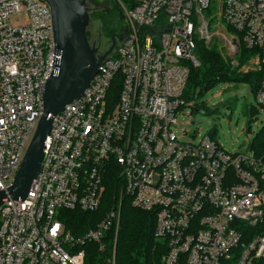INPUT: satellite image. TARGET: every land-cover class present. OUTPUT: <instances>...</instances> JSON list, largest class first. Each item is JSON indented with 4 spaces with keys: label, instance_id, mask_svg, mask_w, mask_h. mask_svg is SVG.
Instances as JSON below:
<instances>
[{
    "label": "built area",
    "instance_id": "obj_1",
    "mask_svg": "<svg viewBox=\"0 0 264 264\" xmlns=\"http://www.w3.org/2000/svg\"><path fill=\"white\" fill-rule=\"evenodd\" d=\"M115 1L122 40L81 97L52 117L27 196L0 206V264H84V245L103 249L119 209L82 235L68 229L65 212L97 211L114 180L120 203L153 215L163 264H258L264 152H228L210 136L182 142L174 128L190 68L199 66L197 44L213 36L234 59L240 47L248 55L242 72L260 74L255 100L264 113V0ZM20 11L25 21L11 25ZM91 44L99 56L109 49ZM58 60L49 6L0 0V191L13 182Z\"/></svg>",
    "mask_w": 264,
    "mask_h": 264
},
{
    "label": "trees",
    "instance_id": "obj_2",
    "mask_svg": "<svg viewBox=\"0 0 264 264\" xmlns=\"http://www.w3.org/2000/svg\"><path fill=\"white\" fill-rule=\"evenodd\" d=\"M105 12V14H102L103 12L93 13L92 16H97V18L103 19L108 24L113 22L110 26L105 25L104 28L106 35L110 36L112 28H115V23L120 20L111 16V14L115 13L122 18V11L118 7L111 8L110 5V9ZM244 54V49L240 47V58H238L240 62ZM196 55L199 66L190 68L186 84L188 90L186 92L185 88L183 98L188 94L194 95L197 90H199V94L205 93L207 89L216 83L229 80L248 82L252 91L256 94L261 81L260 74L236 71L229 61L225 60L221 49L215 44L198 43ZM240 62L238 63L240 64ZM194 107L195 109H201V106L197 104ZM254 150L257 153L264 152V143L256 148L254 147ZM119 190L120 187L116 184V181H111L102 206L97 211L92 213L79 210L65 212V222L68 229L72 230L75 235H82L100 222L109 209L112 207H115L116 210L119 209L117 222L113 223L103 239V249L100 250L98 245L95 246L96 244L92 243L84 245V248L91 246L89 252L85 249L84 264H163L162 259L167 253V246L163 241L155 238V219L153 215L133 208L130 200L125 197L122 198L120 206H118ZM262 225L250 228V235L260 233ZM245 241L243 240V242ZM258 264H264V260L259 261Z\"/></svg>",
    "mask_w": 264,
    "mask_h": 264
},
{
    "label": "water",
    "instance_id": "obj_3",
    "mask_svg": "<svg viewBox=\"0 0 264 264\" xmlns=\"http://www.w3.org/2000/svg\"><path fill=\"white\" fill-rule=\"evenodd\" d=\"M50 8L55 49L59 60L42 92V115L25 150L13 182L0 191V206L8 198L24 199L36 178L43 159L46 137L50 133L52 117L81 97L92 81L98 66L113 49L110 45L103 55L87 38L90 22L85 0H43ZM124 34L117 36L121 41ZM115 37H113V41ZM235 44V42H234ZM195 113L201 109H195ZM194 123V121H192ZM234 223L232 222V225Z\"/></svg>",
    "mask_w": 264,
    "mask_h": 264
},
{
    "label": "rangeland",
    "instance_id": "obj_4",
    "mask_svg": "<svg viewBox=\"0 0 264 264\" xmlns=\"http://www.w3.org/2000/svg\"><path fill=\"white\" fill-rule=\"evenodd\" d=\"M89 3L90 6L93 5L90 7L93 10L89 16L90 23H94V26L102 22L103 28H105L108 23L97 16H92L93 13L103 12L102 14H105V11L110 9V5L111 8L118 7L121 11L120 4L115 0H90ZM111 16L120 19H117L114 27L121 34L124 26L123 14L122 18L115 13H112ZM25 19V11L13 13L9 18L10 24L13 26L21 25ZM112 23L110 22L108 25L110 26ZM200 43L218 46L225 60L229 61L236 71L242 72L248 55L245 54L241 62L238 58L234 59L233 54L229 53L224 46V41L214 36L208 41ZM195 57L197 59L196 54ZM187 90L186 88V92ZM184 100L185 106L179 112L177 125L174 128L180 141L196 142L201 137L210 136L228 152H244L250 148V155H253L254 147L264 143V113L257 107L255 94L248 82L220 81L207 89L205 93L199 94V90H197L194 95H185ZM196 104L201 106L199 113L194 112ZM191 136H195V138L192 139ZM90 247H85L86 251L89 252Z\"/></svg>",
    "mask_w": 264,
    "mask_h": 264
},
{
    "label": "flooded vegetation",
    "instance_id": "obj_5",
    "mask_svg": "<svg viewBox=\"0 0 264 264\" xmlns=\"http://www.w3.org/2000/svg\"><path fill=\"white\" fill-rule=\"evenodd\" d=\"M85 3H87L86 4L87 8L90 10V12H92L93 9L91 10L90 7L93 5L90 6L89 2H85ZM93 24L94 23L89 22V25L87 27V32H86L87 38L90 43H96L102 49H105L107 47L109 48L111 44H113V48H114L118 44L117 36L120 35V33L116 30V28H112L111 34L110 36H108L104 32L102 22L97 23V25L95 26ZM113 37H115L114 41L112 40Z\"/></svg>",
    "mask_w": 264,
    "mask_h": 264
}]
</instances>
